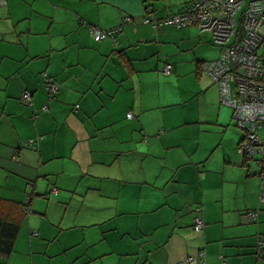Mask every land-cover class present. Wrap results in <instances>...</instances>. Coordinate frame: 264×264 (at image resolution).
<instances>
[{
	"label": "crops",
	"instance_id": "obj_1",
	"mask_svg": "<svg viewBox=\"0 0 264 264\" xmlns=\"http://www.w3.org/2000/svg\"><path fill=\"white\" fill-rule=\"evenodd\" d=\"M190 2L0 7V214L19 219L20 233L38 230L7 264H189L200 252L203 264H264L260 176L239 151L242 137L203 139L234 125L203 69L221 48L197 26L164 23ZM91 26L121 27L117 44L96 41ZM188 75L195 87L178 90Z\"/></svg>",
	"mask_w": 264,
	"mask_h": 264
},
{
	"label": "built area",
	"instance_id": "obj_2",
	"mask_svg": "<svg viewBox=\"0 0 264 264\" xmlns=\"http://www.w3.org/2000/svg\"><path fill=\"white\" fill-rule=\"evenodd\" d=\"M6 4L7 0H0V7ZM164 23L180 28L197 26L201 32H210L214 44L221 48L219 58L205 62L203 69L219 85L221 103L233 109V118L244 131L239 151L249 161L257 162L261 179L260 200L264 201V0H192L188 8ZM90 31L96 41L111 39L117 44L121 27L103 30L91 26ZM171 68L167 65L165 71L169 72ZM45 85L51 95L58 91L49 78ZM22 97L32 103L31 92L25 91ZM132 116V113L128 114L129 119ZM195 212L194 229L201 231L205 225L199 214L202 208L197 207ZM257 216V212L249 213L252 219ZM258 254L264 259L263 235L260 236ZM187 262L203 264L204 253L189 255Z\"/></svg>",
	"mask_w": 264,
	"mask_h": 264
},
{
	"label": "rangeland",
	"instance_id": "obj_3",
	"mask_svg": "<svg viewBox=\"0 0 264 264\" xmlns=\"http://www.w3.org/2000/svg\"><path fill=\"white\" fill-rule=\"evenodd\" d=\"M163 2L165 4L167 3V5L169 7H171V5L169 3L174 4L175 7L177 6V9H183L186 6L185 0H163ZM201 52L202 51H199L198 53H201ZM199 57H202L201 54H199ZM195 85H196L195 79L193 78V76H189V75L182 78L177 83L178 90L183 88V87H186V89L189 87L194 88ZM168 89L171 90V86H169ZM233 89H234V94H235V86L234 85H233ZM231 110L233 112L232 108H231ZM211 112L213 113V109H211ZM233 122H234V125L232 124L229 127H227V129H225L224 134L221 132L220 135L218 136L217 134L212 133V132H215V130L211 129V130L203 133L204 134L203 139L204 140H217V139L220 140V138H221V140H222L223 138H225V140H240V138L244 134V131L239 126H237V123L234 119H233ZM249 162H250V166L252 167V170L255 173L260 172L258 169L259 166L257 165L256 161H249ZM260 182H261V179H260ZM46 202H47L46 199H44V201H42L40 204L37 203L38 207L42 208L44 206V208H46V206H47ZM76 209H77L76 207L73 208L75 215L78 214ZM28 227H29L28 225L24 226V228L22 229V231L20 233V239L18 241L17 247L15 248L16 254H19L21 252H24V251H27L28 249H30V242H31L30 240L32 238H34V236L32 235V232L38 231V230H34L33 228L31 230H29ZM58 243H59V241H58Z\"/></svg>",
	"mask_w": 264,
	"mask_h": 264
},
{
	"label": "trees",
	"instance_id": "obj_4",
	"mask_svg": "<svg viewBox=\"0 0 264 264\" xmlns=\"http://www.w3.org/2000/svg\"><path fill=\"white\" fill-rule=\"evenodd\" d=\"M191 2L189 6L191 5ZM52 96L55 97V95H52ZM243 138H244V134L242 136V139ZM245 159H247V157H245ZM30 199L31 197H28L27 202L21 204L22 209L23 207L28 208ZM23 212L25 213V210H23ZM20 229H21V221L19 219H16L14 218V216H11V215L5 216V215L0 214V256L3 258L0 261V264H7L5 259L7 258V256L13 253L15 249L16 241L20 233ZM32 234L37 235V232L34 231Z\"/></svg>",
	"mask_w": 264,
	"mask_h": 264
}]
</instances>
